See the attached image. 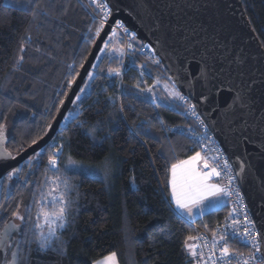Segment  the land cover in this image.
I'll use <instances>...</instances> for the list:
<instances>
[{
    "label": "trees",
    "instance_id": "trees-1",
    "mask_svg": "<svg viewBox=\"0 0 264 264\" xmlns=\"http://www.w3.org/2000/svg\"><path fill=\"white\" fill-rule=\"evenodd\" d=\"M240 1L264 49V0ZM97 23L85 0H12L9 4L0 0V123L8 126L4 147L12 155L44 135L69 88L68 81L78 73L95 40ZM132 44L124 68L119 57L99 52L100 59L94 62L97 67L89 71L93 78L86 76L81 86L84 91L77 94L80 99L67 112L79 114L84 126L72 119L61 123L43 147L52 145L54 138L57 146L65 139L69 143L65 157L71 154L93 166L107 159L111 174L106 179L103 171L68 173L79 185L80 198L73 204L68 227L60 232L65 251L40 253L34 250L36 244H25L26 254L29 247L33 249L28 264H93L111 252L117 253L119 264H191L186 237L212 230L228 210L226 204L191 223L169 204L168 167L197 151L195 137L175 127H193V122L186 117L182 101L167 105L142 91L155 80L174 82L161 62L154 63L157 57L138 52L140 41L135 39ZM21 55L24 59L17 65ZM109 68H120L123 73L110 77ZM155 89L166 99L165 93ZM65 126L66 135L61 138ZM91 128H95V139L89 135ZM32 163L29 167L27 158L17 175L0 179V205L4 206L0 228L12 221L18 205L26 215L25 206H29L35 219L32 193L37 182L43 181L47 151ZM31 223L19 224L24 230ZM15 236V240L23 239L19 233ZM230 245L242 249L234 240Z\"/></svg>",
    "mask_w": 264,
    "mask_h": 264
},
{
    "label": "water",
    "instance_id": "water-1",
    "mask_svg": "<svg viewBox=\"0 0 264 264\" xmlns=\"http://www.w3.org/2000/svg\"><path fill=\"white\" fill-rule=\"evenodd\" d=\"M112 14L66 91L52 128L0 179L46 146L59 129L104 40L119 20L148 44L178 91L194 105L226 153L258 231H264V49L240 0H107ZM243 165V171H240ZM264 253V246H262ZM3 253L0 252V264Z\"/></svg>",
    "mask_w": 264,
    "mask_h": 264
},
{
    "label": "snow or ice",
    "instance_id": "snow-or-ice-1",
    "mask_svg": "<svg viewBox=\"0 0 264 264\" xmlns=\"http://www.w3.org/2000/svg\"><path fill=\"white\" fill-rule=\"evenodd\" d=\"M91 3L95 5V10H98L97 15L100 17L94 33L95 37L99 38L112 14V9L109 7L107 0H91ZM37 7H39L38 4ZM118 29H122L123 32L128 33V29L117 20L115 26L111 29V34L104 40L103 47L99 49L101 53H108L110 58L112 52H116L119 56L123 57L125 46L129 49L133 48V44L130 41L136 39L135 33H132L129 37V42H121L120 47L113 48L110 42L118 36ZM89 31L91 32L92 29H89ZM24 51L25 48L22 44L20 52L23 53ZM23 59V55L19 56L16 64H21ZM96 59H100V57L97 56ZM154 63L159 64L160 61L156 59ZM91 67L96 68L97 65L93 64ZM143 67V65L140 66L141 69ZM77 75L79 74L77 73ZM87 75L89 80L93 78L92 72H88ZM108 75L110 77H119L121 69L109 68ZM141 75H143V72H141ZM74 82L75 77L68 81L69 86ZM85 87H87V84ZM136 87H139V83ZM80 91L83 92L84 89L81 88ZM142 91L153 93V87L142 89ZM165 91L168 97L188 104L187 98L175 88L174 83L171 88L166 85ZM79 99L80 96L77 95L72 102L75 103ZM109 99L112 98L109 97ZM61 104H63V101H61ZM186 111L190 112L192 116H197L196 105L194 104H188ZM57 112H59V109H57ZM70 116H65L63 119L68 121ZM78 117L79 114L71 116V119L77 126L83 127L84 122L80 121ZM51 119L55 120L56 117L53 116ZM199 123L204 126L203 120H200ZM51 128L52 123H48L45 126L44 134L46 135L47 131L51 130ZM66 128L67 126L61 128V138L65 137ZM6 132V124L0 123V161L15 159L11 152L4 147L7 139ZM88 132L95 139V128L88 129ZM38 139H42V137L32 139L29 146L37 145ZM67 146H69V143L65 139H61L57 146L54 138L53 144L49 145L47 149L40 148V150L35 151L28 158V165L32 167V162L38 160V158H42V154L47 151V166L45 172L42 174L43 181L37 182L36 191L32 193L33 205L36 208L35 220L33 221L29 206H25L26 215L19 211L18 205L17 210L12 212L14 220L6 221L3 228H0V252L3 253L4 264H22V262L23 264H28L29 256L33 249L29 247L26 254L23 247L25 244L29 246L36 244L37 247L34 250L40 253L48 250L58 253L65 251V245L61 239L60 232L62 229L68 227L73 204L80 198L79 185L75 184L71 176L68 175L70 171L73 174L84 175H96L99 171H103L106 179L110 176L111 163L109 160L106 159L103 165L100 166L85 165L73 159L71 154L67 157L64 156V149ZM218 151L216 148L208 149L207 146H204L201 151L194 152L193 155L188 156L186 159L177 160L168 167V179L166 183L170 188L169 204L183 213L184 217L192 218L194 210L203 215L205 208L209 207L213 202L219 204L225 197H230L233 194L237 197V204L242 202L238 191L235 193L230 191L229 185L232 184L234 177L229 170L228 160L224 159L222 164H217V156H209L207 154L208 152ZM240 171H243V165H241ZM19 172V169L13 168L8 172V178L11 179ZM48 173H51V175H48ZM221 177L226 179L227 184L217 182L215 179ZM131 179L132 183H135V178L132 177ZM73 194H75V199L73 198ZM3 207V205H0V209ZM238 215L237 209L233 207L228 214L231 223L223 225V230L221 231L212 230L211 239H208L206 236L189 235L186 237L185 248L196 259V264H233L234 260L235 264H264V253H261V248L264 246V231L257 232L256 236L258 238L254 239L252 229L255 228V225L249 220L244 225L243 231H241L239 227L240 221L236 219ZM17 220L21 223H24L26 220L32 222L31 228L22 230L21 224L14 222ZM205 228H207V225H205ZM230 231L231 235H229ZM29 232L31 233V238H29ZM14 233H19L23 236V239L13 241L12 237ZM233 238L246 247L250 246L247 257L239 249L231 247L230 240ZM196 241H202V244L195 243ZM13 244L15 245L14 247ZM258 253H261L259 258L257 257ZM94 264H119L117 253L111 252L101 260L95 261Z\"/></svg>",
    "mask_w": 264,
    "mask_h": 264
},
{
    "label": "built area",
    "instance_id": "built-area-1",
    "mask_svg": "<svg viewBox=\"0 0 264 264\" xmlns=\"http://www.w3.org/2000/svg\"><path fill=\"white\" fill-rule=\"evenodd\" d=\"M85 2L88 4V7H90L92 9L93 14H94V19L99 21L100 17L97 15L98 10H95V5L91 3V0H85ZM114 26H115V24L113 25V27ZM118 33H120V35H122L124 42H129V37L132 34V32H130L128 30V33H125V32H123L122 29H118ZM132 41L133 40H131L130 42L132 43ZM125 49H126V51L128 50V48L126 46H125ZM138 52L141 55L146 56V57H153V58L156 57L152 48L148 44H145V43H141L139 45ZM187 101H188V104H193V102H191L188 98H187ZM188 104L184 103V113H185L186 117L189 118L193 122V125H192L193 127H190V126L185 127V126L180 125V126L175 127V129L180 133H186V134H189L191 136L193 135L196 139L197 151H201L202 148H204V146H207L208 149L216 148L219 150L218 152H208L207 154L209 156H212V155L217 156V160H216L217 164H222V161L224 159L228 160L229 170L231 171V174L234 177L232 184L229 185L230 191H232L233 193L238 191L240 193V197L242 198V202L240 204H237L236 203L237 197L235 194H233L230 197H226L228 210H227L226 214L222 217V219L218 220L214 224L212 230L221 231V230H223L222 229L223 225H225L226 223L230 224L231 219L228 218V214L232 210V208L235 207L237 209V212L239 213V215L236 216V219H238L240 221L239 227H240V230L243 231V227L247 223V221H249V220L252 221L254 225H255V223L252 219V216H251L248 204L245 200V197H244L240 187L237 184L236 176H235V173L233 171L232 165H231L226 153L224 152L223 148L221 147V145L219 144L217 139L213 136V134L209 130L207 124L202 119L201 115L198 113L197 109H196L197 116H192L190 112L186 111V109L188 108ZM200 120L204 121V126H202L199 123ZM217 180L220 183L227 184L226 179H224L223 177L217 178ZM229 201H231V202H229ZM218 226H220V227H218ZM212 230L202 229L193 236H206V237H208V239H211V231ZM252 232H253V238L254 239L258 238L256 236V233L259 231L256 228V225H255V228L252 229ZM229 235H231V231L229 232ZM232 240L236 241L239 245L242 246V249H240L239 251L244 253V256L247 257L250 246H247V247L244 246L241 242H239L235 238H233ZM190 243H192V242H190ZM195 243L202 244V241H196ZM261 253H262V248H261ZM261 253L257 254L258 258L261 255ZM191 264H196V259L193 257H192ZM233 264H235V260L233 261Z\"/></svg>",
    "mask_w": 264,
    "mask_h": 264
},
{
    "label": "rangeland",
    "instance_id": "rangeland-1",
    "mask_svg": "<svg viewBox=\"0 0 264 264\" xmlns=\"http://www.w3.org/2000/svg\"><path fill=\"white\" fill-rule=\"evenodd\" d=\"M6 3H10L12 0H4ZM120 33L118 34V36L116 37V38H114V40H112L110 43H111V45H112V47L113 48H117V47H120V44H119V42H120V40H121V37H122V35H120ZM123 39V38H122ZM121 42H124L123 40L121 41ZM101 53V52H100ZM112 55H115V56H117V57H119L120 59H121V61H122V67L124 68V65H125V58H127V56H128V51H126V49H124V55H123V57H121V56H119L116 52H112L111 53ZM121 73H123V70L121 69ZM157 81L158 80H155L154 81V83L152 84V85H150V86H148V87H153V93H154V95H153V93H148L147 91H144L146 94H148L149 96H151L153 99H156L157 100V98L158 99H160L161 101H163L164 103H166L167 105H171L174 101L173 100H177V99H173V98H171V97H168V94H167V92L165 91V86L167 85L169 88H171L172 87V84H169V83H163V82H160L159 81V83H157ZM148 87H146V88H148ZM155 87H158L159 88V90H161L163 93H165V96H166V99H164V98H161L160 96H158V90L157 89H155ZM70 114H71V116H74V113H72V112H70L69 114H67L66 116H70ZM71 116H70V119H71ZM69 119V120H70ZM68 120V121H69ZM68 121H65V120H63L62 121V126L63 125H65ZM7 126V125H6ZM8 127V126H7ZM8 131V130H7ZM53 139V138H52ZM51 139V140H52ZM21 213H23V211H21ZM14 220V218H12V221ZM35 220V219H34ZM15 223H17V224H19L20 223V221H14ZM15 238H16V236H15V233L13 234V237H12V239H13V241H15ZM108 255V254H107ZM102 259V258H101ZM101 259H99V260H101ZM98 261V260H97ZM94 264V263H93Z\"/></svg>",
    "mask_w": 264,
    "mask_h": 264
},
{
    "label": "crops",
    "instance_id": "crops-1",
    "mask_svg": "<svg viewBox=\"0 0 264 264\" xmlns=\"http://www.w3.org/2000/svg\"><path fill=\"white\" fill-rule=\"evenodd\" d=\"M216 180H217V178H215ZM217 182H219L218 180H217ZM169 191H170V189H169ZM169 199H170V197H169ZM227 204V199H226V197L219 203V204H217V203H215V202H213L209 207H207V208H205V210H204V214H206L207 212H209V211H212V210H215V209H218V208H220V207H223V206H225ZM173 206V205H172ZM173 208H174V210L178 213V214H180L184 219H186L187 221H189V222H193V221H195L197 218H200V217H202L203 215H200L199 214V212L198 211H196V210H194V215H193V217L192 218H187V217H184V215H183V213H181L179 210H177V209H175V207L173 206Z\"/></svg>",
    "mask_w": 264,
    "mask_h": 264
},
{
    "label": "flooded vegetation",
    "instance_id": "flooded-vegetation-1",
    "mask_svg": "<svg viewBox=\"0 0 264 264\" xmlns=\"http://www.w3.org/2000/svg\"><path fill=\"white\" fill-rule=\"evenodd\" d=\"M4 262V260L2 259V261H1V264Z\"/></svg>",
    "mask_w": 264,
    "mask_h": 264
}]
</instances>
